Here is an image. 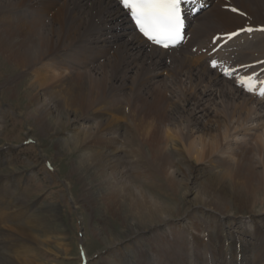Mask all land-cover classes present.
I'll list each match as a JSON object with an SVG mask.
<instances>
[{
	"label": "rangeland",
	"instance_id": "rangeland-1",
	"mask_svg": "<svg viewBox=\"0 0 264 264\" xmlns=\"http://www.w3.org/2000/svg\"><path fill=\"white\" fill-rule=\"evenodd\" d=\"M209 11L198 15L196 25L199 26L200 22L202 24V21L207 20ZM249 17L254 23L264 22V11H253ZM241 21L243 19H239V22ZM225 24L232 25V21L229 20ZM226 27L227 25H224L223 29ZM187 34L186 44L180 47L184 52L189 48L187 43L190 30ZM252 35H257V31ZM126 39L124 37L116 42L121 44ZM244 45L243 48L231 46L236 50H245ZM132 56L137 64L146 66V69L150 67L148 58L141 53L138 55L133 51ZM166 56L162 64L150 68V82L144 89L150 92L159 83H164L169 89L166 98L177 101L179 93L172 97L170 93V88H177L171 77L175 64H171V59ZM204 61L205 59L192 64L187 69L189 73L178 75L187 90L189 83H193V89L190 92L184 91V97L189 98V94L193 97L197 92L195 97L202 99L201 108L204 111L193 117L194 121L199 123L189 126L188 131L185 124L187 120L183 121V126L179 120L175 124L179 125V132L186 134L188 139L185 142L173 143L175 146L169 144L173 160L171 162H175V179L177 177L178 180L176 187L172 188L150 161L147 146L144 145L143 151L139 138L133 141L127 139L125 134L130 126L127 113L119 120L116 114L110 115V112L104 111L98 115L100 118L95 119L94 113L90 111L83 116L82 113H67L53 106V122L56 121L55 118L60 119L58 124H54L55 130L46 122L37 123L36 117L28 115L38 104H30V97L36 92L43 93V90L30 88L35 76L23 74L21 69L14 71L12 64L6 61L0 52V230L10 229L8 232H13L12 229L20 228L27 231L26 235L18 232V235L14 234L13 242L19 246V252H23V247L28 249L24 256L19 255L17 264H20L25 256L35 260L37 264H137L139 258L147 261V264H156L157 260L150 253L152 240L162 238L165 242L172 243L171 238L179 233L178 231L184 234L183 254L186 264L194 261V238H198V247L195 250H198L196 252L202 260L199 264H220L221 258L228 261V264H254V249L264 245V188L261 186L254 196L249 197L243 193V189L237 191L240 190L236 188L237 185L229 188L221 183V188L217 187L212 196L200 197L201 185L205 184L207 179H220L224 169L213 162L195 163L190 158L194 153H189L186 148L190 141H202L208 143L204 148L208 150V146L213 142L212 135L218 137L215 126L220 124L223 131L225 130L222 139L224 154H241L244 144L249 140L252 144L257 142L258 148L264 154V118L261 119V116L257 115L262 113L264 116V102L262 101V105L252 98L250 100L248 95L234 91V86L230 85L229 81L220 79L224 76L218 78L210 72L209 77H205L199 72ZM63 74L68 75L67 72ZM189 75L192 76L191 79H188ZM126 76L128 82L120 94L131 97L135 70ZM208 78H211L212 84L210 91L204 95L203 90ZM115 82L116 85L121 83ZM176 91L179 92L178 89ZM156 94L158 93L155 92ZM150 95L146 98L153 99ZM42 101L41 99L40 102ZM188 102L189 105L185 104V110L191 109V113L197 104L192 105L196 101L191 99ZM243 102H247V110L238 112L230 120L222 117L221 112L224 109L229 114L234 110V105L238 107ZM180 104L182 105L181 102ZM144 110L148 112L149 108ZM186 113L185 111L181 116ZM204 114L206 118L202 121L201 116ZM158 121L160 120L156 116L153 123H159ZM99 123L104 130H107L109 124H121V138L116 141L119 162L115 170L110 168L107 161L103 162L100 170H95L90 163L94 162L93 158L97 155L88 147L93 146L92 136L98 138L95 134L98 132ZM104 132L102 138L107 136V131L105 135ZM167 132L172 133L169 128ZM86 133L90 136L85 135ZM197 148L200 149V146ZM111 149L113 148L107 150V155ZM262 154L253 155L252 167L257 170L258 175L264 177ZM222 156L219 152L213 153L210 158L217 162ZM100 176L111 185H130V193L142 192L147 198L158 200L171 208V214L163 215L158 222L143 230L130 231L128 224L124 225L122 219H119L114 203L104 201L100 194ZM220 191L228 193L223 201L218 200L216 196H221ZM37 218L44 219L39 232L33 223ZM28 232L34 234L32 236L37 239H32ZM43 233L48 236L42 237ZM1 239L2 237L0 264H7L9 243ZM233 243L245 252L244 256L242 253L237 256L230 253L228 249ZM166 251L169 255L162 257V264H177V255L171 250Z\"/></svg>",
	"mask_w": 264,
	"mask_h": 264
},
{
	"label": "bare ground",
	"instance_id": "bare-ground-1",
	"mask_svg": "<svg viewBox=\"0 0 264 264\" xmlns=\"http://www.w3.org/2000/svg\"><path fill=\"white\" fill-rule=\"evenodd\" d=\"M198 4L203 6L202 11L205 9V11H201L202 13H206L210 9L207 20L202 21V24L200 22L199 26L196 25L199 14L196 18L190 16L191 0L182 5L187 22L186 30H190L187 43L189 48L184 52L179 47L165 50L147 42L132 24L131 17L122 8L119 0H0V52L4 59L12 64L14 71L21 69L23 74L35 76L30 83V88L43 90V93L36 92L30 97V104H38L35 110L32 109L28 115L36 117L37 123L46 122L55 130L54 124H58L60 119L55 118L56 121L53 122V118H51L53 106H57L61 111L65 110L63 112L82 113L83 116H86L90 111L94 113L95 119L100 118L98 115L104 111L110 112V115L116 114L119 120L124 113H127L130 124L127 127L128 133L125 134L127 139L133 141L135 138H139L143 151L144 145L147 146L153 166L155 165L159 169L167 179V183L174 188L178 180L177 177L175 179V162L174 164L171 162L173 160L169 144L185 142L188 139L186 134L179 132V125L175 124L178 120L181 123L187 120L185 124L188 131L189 126H196L199 123L194 121L193 117L204 111L201 108L202 99L198 100L199 98L195 97L197 92L193 94L195 95L193 97L191 94L188 95L189 98L184 97V91L190 92L193 89V83H189L190 86L187 90L178 75L183 76L189 73L187 69L206 56L208 59L204 61L202 67L200 66L199 71L205 77H209L212 72L215 74L214 76L220 78L223 76L221 68L232 67L238 69L236 73L238 76H251L256 73V78L261 76L260 80L264 79V63H262L264 62V30H261L264 29V22L254 23L249 17L253 11H264V0H198L193 7ZM232 9L237 11H232ZM229 12L231 14H228ZM239 19H243V21L239 22ZM229 20L232 21V25L225 24ZM224 25H227L225 29H223ZM241 28L252 29V31H240L237 38L233 37L231 40H227L226 34L237 32ZM256 31L257 35H252ZM205 33L207 34L202 35ZM124 37L127 39L121 44H117L116 41ZM217 37L220 39L216 40ZM225 41L228 43L214 54L213 49ZM243 44H245V50H242ZM231 45L242 48L236 50ZM133 51L147 57L150 67L146 69V66L137 64L132 59ZM166 55L171 59V64H175L171 77L176 82L177 88H170V93L171 97L179 93L177 101H172L170 97L166 98L169 89L163 85L164 83H159L150 92L144 89L150 82L152 74L150 68L156 64L157 66L162 64L163 60L167 58ZM212 59H216L220 65L214 70L210 64ZM242 65L248 67H242ZM133 70H135V76L130 91L132 96L120 94L128 82L126 74ZM244 70L245 72H242ZM64 72H67L68 75L65 76ZM191 77L189 75L188 79ZM220 79L229 81L230 85L234 86L232 88L234 91L242 92L248 95L250 100L252 98L263 105L262 99L241 90L234 79L225 77ZM115 81H121L120 85H116ZM12 83H16V81H12ZM211 84V78H208L203 90L204 95L210 91ZM182 86H184V90H182ZM177 89L179 92L176 91ZM155 92L158 94L155 95ZM148 94H151L153 99L146 98ZM200 96L201 94H199ZM41 99L42 102H40ZM190 99L196 101L192 105L197 104L191 113V109L185 110V104L189 105L188 100L190 101ZM145 108H149V111L145 112ZM233 109L229 114L224 109L221 112L222 117L225 120L232 119L238 112L248 109L247 102H243L238 107L234 105ZM185 111L186 115L181 116ZM257 115L261 116V119L264 118L262 113ZM156 116L160 120L159 123H153ZM205 118L206 114L201 116L202 121ZM100 124L97 125L98 132L95 134L98 136V140L92 136L91 138H94L93 146L88 147L97 155L93 158L94 162L90 163L95 170H100L103 162L107 161L110 168L115 170L119 162L117 159L119 149H116V141L121 138L122 127L121 124H109L106 125L107 130H104ZM167 128L172 133H168ZM215 128L218 137L215 134L212 135L213 142L208 146V150H204L208 143L202 141H197V143L190 141L186 148L189 153H194L190 158L195 163L213 162L224 169L220 179L216 177L207 179L205 184L201 185L199 196H212V192L217 187L221 188V183L229 188L237 185L236 188L240 189L237 191L243 189L246 196H254L256 190L258 192L261 186L264 188V177L258 175L257 170L252 167L253 155L262 154L257 142L252 144L249 140L244 144L241 154H224L222 139L225 130L223 131L220 124H217ZM103 131H105L104 135L107 131L106 138H102ZM85 135L90 136L88 133ZM197 146H200V149ZM110 148H113L110 151L113 154L109 152L107 155L106 152ZM219 152L223 156L219 161L214 162L210 157L213 153ZM103 154H106L107 157ZM262 158L264 162V154H262ZM86 159L91 161L89 158ZM99 180L98 187L104 201L114 203V209L119 219H122L124 225L128 224L130 231L143 230L158 222L163 215L171 214V208L158 200L147 198L142 192L130 193V185L129 187L111 185L102 180V176L99 177ZM220 192L221 196H216L218 200L223 201L228 193ZM43 220L37 218L33 221L36 226L34 228L38 232ZM129 221H131L130 224ZM8 230H0L1 241L9 243L7 264H17L19 255L24 256L28 249L23 247V252H19V246L13 242L14 234L18 235V232L26 235L27 231L20 228L12 229L13 232H8ZM178 232L171 238L172 243L165 242L162 238L152 240L150 244L152 252L150 253L157 260L156 264L157 262L162 264V257L169 255L166 249L177 255L175 259L177 264H186L183 254L185 249L184 234ZM28 233L32 239H37L36 236H32L34 234ZM47 236L46 233L42 234V237ZM210 236L211 234H209ZM194 239L195 248H197L198 238ZM195 248L194 261L190 264L202 262L196 252L198 250ZM228 250L234 256L239 253L244 256L243 253H245L234 243L229 246ZM253 252L254 264H264V245L255 248ZM25 257L20 264H37L35 260ZM146 262L140 258L137 260V264H147ZM220 264H228V261L221 258Z\"/></svg>",
	"mask_w": 264,
	"mask_h": 264
},
{
	"label": "snow or ice",
	"instance_id": "snow-or-ice-1",
	"mask_svg": "<svg viewBox=\"0 0 264 264\" xmlns=\"http://www.w3.org/2000/svg\"><path fill=\"white\" fill-rule=\"evenodd\" d=\"M119 2L131 17L136 30L147 41L165 49L177 47L183 42L185 17L182 5L188 3L189 0H119ZM191 2L195 3L196 0H191ZM232 11L237 10L232 9ZM240 31L251 32L252 29L241 28L237 32L228 33L226 34L227 40L237 36ZM215 39L219 40L220 37ZM213 51L216 49L214 48ZM210 64L213 69L220 66L216 59H212ZM242 67L248 66L242 65ZM237 72L236 68H221L222 75L234 79L241 90L264 98V81L257 83L256 73L251 76H238ZM257 88L260 89L259 92L256 91Z\"/></svg>",
	"mask_w": 264,
	"mask_h": 264
}]
</instances>
